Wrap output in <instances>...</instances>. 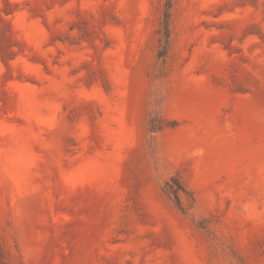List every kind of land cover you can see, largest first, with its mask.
<instances>
[{"label":"rangeland","instance_id":"1","mask_svg":"<svg viewBox=\"0 0 264 264\" xmlns=\"http://www.w3.org/2000/svg\"><path fill=\"white\" fill-rule=\"evenodd\" d=\"M0 264H264V0H0Z\"/></svg>","mask_w":264,"mask_h":264},{"label":"trees","instance_id":"2","mask_svg":"<svg viewBox=\"0 0 264 264\" xmlns=\"http://www.w3.org/2000/svg\"><path fill=\"white\" fill-rule=\"evenodd\" d=\"M167 18L168 14L165 16V25L167 24ZM166 185L168 186V193L173 195L177 206L182 209L178 193L179 191H184V187L179 183L178 176H173L170 181L166 183Z\"/></svg>","mask_w":264,"mask_h":264}]
</instances>
